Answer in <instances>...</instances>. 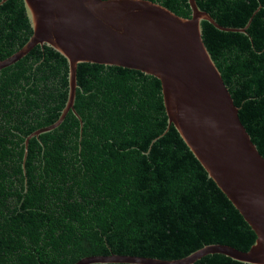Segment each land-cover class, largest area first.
I'll return each mask as SVG.
<instances>
[{
    "label": "trees",
    "instance_id": "16d2710c",
    "mask_svg": "<svg viewBox=\"0 0 264 264\" xmlns=\"http://www.w3.org/2000/svg\"><path fill=\"white\" fill-rule=\"evenodd\" d=\"M152 1L191 16L188 0ZM195 1L220 25L242 29L201 21L264 157V0ZM31 33L23 0H0V60ZM68 73L66 57L46 44L0 69V264H75L111 253L173 260L206 244L247 250L254 243L252 227L168 122L152 75L78 63L82 127L69 110L60 125L27 139L58 119ZM191 264L252 263L211 253Z\"/></svg>",
    "mask_w": 264,
    "mask_h": 264
},
{
    "label": "water",
    "instance_id": "95a60500",
    "mask_svg": "<svg viewBox=\"0 0 264 264\" xmlns=\"http://www.w3.org/2000/svg\"><path fill=\"white\" fill-rule=\"evenodd\" d=\"M23 2L32 33L19 50L0 60V69L38 44L53 47L69 65L68 96L58 119L27 139L60 125L69 110L82 127L74 108L78 63L116 65L152 75L160 81L168 122L256 234L247 250L212 243L173 260L111 253L86 256L75 264H191L211 253L264 264V157L241 122L238 107L204 43L201 21L208 20L225 31L242 29L220 25L195 0H188L190 17L152 0Z\"/></svg>",
    "mask_w": 264,
    "mask_h": 264
}]
</instances>
